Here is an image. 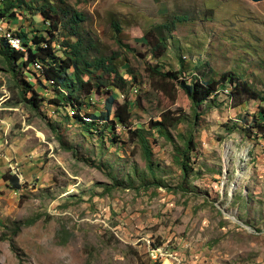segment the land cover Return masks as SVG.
<instances>
[{
  "label": "rangeland",
  "instance_id": "obj_1",
  "mask_svg": "<svg viewBox=\"0 0 264 264\" xmlns=\"http://www.w3.org/2000/svg\"><path fill=\"white\" fill-rule=\"evenodd\" d=\"M51 1L81 11L82 24L95 36L100 52L114 55L118 65L131 63L137 79L125 74L130 81L126 94L140 104L135 123L147 125L172 105L193 112L181 88L172 98L164 82L152 76L147 63L154 61L136 40L175 16L182 20L177 19L169 49L159 59L163 70H180L182 57L184 69L191 72L183 76L219 79L231 71L264 94V0ZM113 22L122 27V44L135 51L117 41ZM14 82L1 66L0 264H264V138L246 130L249 126L241 120L252 119L264 105L260 98L235 106L226 93L219 94L218 100L227 103L198 118L193 165L201 174L190 176L192 189H177L181 169L172 160L173 142L151 131L152 157L168 187L136 189L114 185L110 173L122 181L134 165L145 169L140 144L126 133V143L106 136L101 152V137L84 136L78 122L60 126L73 147L66 149L50 125L66 112L42 115L41 109L17 105ZM92 104L87 110L102 109L104 103L94 98ZM234 123L246 129L228 131ZM17 165L24 185L18 193L1 177L8 169L14 173ZM145 240L174 250L173 262L167 253H159V261L151 259Z\"/></svg>",
  "mask_w": 264,
  "mask_h": 264
},
{
  "label": "trees",
  "instance_id": "obj_2",
  "mask_svg": "<svg viewBox=\"0 0 264 264\" xmlns=\"http://www.w3.org/2000/svg\"><path fill=\"white\" fill-rule=\"evenodd\" d=\"M208 10L213 12V9ZM26 19H29L27 25L24 22ZM84 19L81 11L58 6L51 0H0V22L5 24V32L0 27V67L15 79L11 84L15 103L24 105L30 111L41 109L42 115L59 113L63 109L65 117L60 121L55 120V124L50 122V125L55 137L66 149L73 147L65 141L60 126L78 122L84 136L97 134L101 137V152L105 149L103 138L106 136L112 142L126 143L122 136V133H126L128 139L140 144L146 168L140 169L134 165L133 171H128L127 177L124 176L122 181L111 172L114 185L118 186H134L136 189L152 185L168 187L162 175L158 174L160 164L152 157L153 147L149 133L154 130L159 137L173 142L172 160L181 169V181L177 184V189H192L190 176L201 174L195 172L193 165V153L198 151L197 132L201 125L198 118L221 102L227 103L225 100H218L219 94L226 93L235 106L259 98L264 102V94L261 95L244 78L231 71L223 73L219 79H207L202 74L188 81L183 75L191 72L185 70L187 67L182 57L180 70H163L159 59L169 49V39L173 38L176 22H179L177 19L182 20L181 16H175L151 26L136 40L146 47L147 53L144 56L150 55L154 61L147 63L152 76H157L164 82V91L172 98L178 87L181 88L192 101L193 112L189 113L181 106L172 105L158 119H150L147 125L135 123L134 114L139 102L132 99L129 92L126 94V86L130 81L125 78V74H129L132 79H137L135 70L129 61L118 65L114 55L100 52L95 36L86 31L82 24ZM112 27L121 46L135 51L129 44H122L120 23L113 22ZM12 36L18 38L20 48L9 44L8 37ZM56 40L60 41L57 45L54 44ZM189 58L193 61L191 56ZM196 67L198 68L197 65ZM103 92L108 94L102 100L98 97ZM123 93L125 97L120 100ZM94 98L103 101V108L87 110L93 105ZM261 105L258 112L251 116L252 119L246 116L241 119L248 124L247 129L242 128L245 124L234 123L227 128L228 131L241 127L264 138V105ZM70 108L72 114H69ZM120 126L123 127L121 131ZM180 128L183 130L172 134L171 129ZM1 177L17 193L24 186L19 175L10 169ZM33 221L34 218L28 219L27 223Z\"/></svg>",
  "mask_w": 264,
  "mask_h": 264
},
{
  "label": "built area",
  "instance_id": "obj_3",
  "mask_svg": "<svg viewBox=\"0 0 264 264\" xmlns=\"http://www.w3.org/2000/svg\"><path fill=\"white\" fill-rule=\"evenodd\" d=\"M14 173L19 175L20 179H22V171L20 170V168L16 166H14ZM145 243L147 245L148 248V255L151 259H153L154 261H159V253H167L168 254V258H170L171 263L173 262L174 259V254L175 251L167 248L162 245V244H157V243H153L152 240H145Z\"/></svg>",
  "mask_w": 264,
  "mask_h": 264
},
{
  "label": "clouds",
  "instance_id": "obj_4",
  "mask_svg": "<svg viewBox=\"0 0 264 264\" xmlns=\"http://www.w3.org/2000/svg\"><path fill=\"white\" fill-rule=\"evenodd\" d=\"M19 16L22 17V14H19ZM0 27H3V28H4L3 32H5V24L2 23V22H0ZM11 39H15V40H17V42H18L17 45H13L12 42H11ZM8 41H9V44H10L11 46H14V47H16V48H20L19 40H18L17 37H14V36H12V37H8ZM189 57H190V56H189ZM195 76H196V75H195ZM183 77H184V76H183ZM194 78H195V77H194ZM186 79H187L188 81L191 80V78H188V77H186ZM226 82H227V81H226ZM227 83H228V82H227ZM135 88L138 89L137 92L140 91L139 87H137V86H135V87L133 88V91H134ZM134 92H135V91H134ZM137 92H135V93H137ZM122 95H123V98H124V97H125V94L123 93Z\"/></svg>",
  "mask_w": 264,
  "mask_h": 264
},
{
  "label": "bare ground",
  "instance_id": "obj_5",
  "mask_svg": "<svg viewBox=\"0 0 264 264\" xmlns=\"http://www.w3.org/2000/svg\"><path fill=\"white\" fill-rule=\"evenodd\" d=\"M14 41H16V43H17V40H15V39H13ZM135 92H137L138 90L135 88V90H134ZM235 187V186H234Z\"/></svg>",
  "mask_w": 264,
  "mask_h": 264
},
{
  "label": "water",
  "instance_id": "obj_6",
  "mask_svg": "<svg viewBox=\"0 0 264 264\" xmlns=\"http://www.w3.org/2000/svg\"><path fill=\"white\" fill-rule=\"evenodd\" d=\"M254 1H259V0H254Z\"/></svg>",
  "mask_w": 264,
  "mask_h": 264
}]
</instances>
